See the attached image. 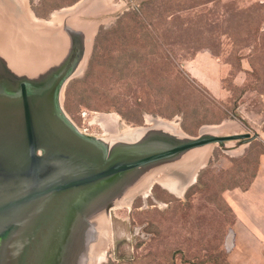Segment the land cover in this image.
I'll use <instances>...</instances> for the list:
<instances>
[{
  "label": "rangeland",
  "instance_id": "obj_1",
  "mask_svg": "<svg viewBox=\"0 0 264 264\" xmlns=\"http://www.w3.org/2000/svg\"><path fill=\"white\" fill-rule=\"evenodd\" d=\"M51 19L49 29L37 24ZM6 21L18 42L4 79L18 78L5 84L18 91L24 82L14 72L26 41L24 57L43 59L59 37L52 78L71 69L60 105L91 140L112 142L156 120L173 122L185 141L256 136L181 152L98 190L116 188L122 202L95 213V227L104 223L107 232L90 264H231L235 219L227 195L249 185L264 154V0H0ZM23 32L31 34L25 42ZM109 115L118 118L116 132L102 125ZM199 150L208 151L202 160L186 161Z\"/></svg>",
  "mask_w": 264,
  "mask_h": 264
},
{
  "label": "water",
  "instance_id": "obj_2",
  "mask_svg": "<svg viewBox=\"0 0 264 264\" xmlns=\"http://www.w3.org/2000/svg\"><path fill=\"white\" fill-rule=\"evenodd\" d=\"M69 68L41 88L27 79L18 82L12 99L0 94V264L89 263V219L100 202L86 190L187 150L256 139L248 133L204 135L176 146L121 149L109 156L63 112L59 87Z\"/></svg>",
  "mask_w": 264,
  "mask_h": 264
},
{
  "label": "crops",
  "instance_id": "obj_3",
  "mask_svg": "<svg viewBox=\"0 0 264 264\" xmlns=\"http://www.w3.org/2000/svg\"><path fill=\"white\" fill-rule=\"evenodd\" d=\"M56 21L58 22L59 19ZM9 24L8 21H6L4 25H1L0 23V35L2 34L0 36V94H4L6 97L9 95L11 96L14 93L11 89L7 88L8 85L5 83L9 81L14 83L16 78H18L13 77V80L11 78L4 79V73H12V70H10V64H13L14 66V63L16 62L13 51V45L15 44L10 45L8 43L10 39L8 30H10V28L14 30V27H10ZM1 26H3L5 30ZM23 36L24 39H28L31 34L23 32ZM51 39L53 45L48 48L45 47L46 54L43 56L44 58L38 59V70L42 71V69H44L41 78L34 80L32 75V61H30L29 58L18 57V59L21 60L19 61L22 62V65L20 67V72L17 73L16 70L14 74H22L23 76L21 78L23 80L27 79V82H29L32 87L37 83H47L52 76L51 74L59 65V37H51ZM29 44L30 43L26 42L24 45L25 48L22 49V55H25L26 49L29 48ZM78 47L79 46L76 47L75 52H78L76 54H79ZM2 54H6L8 59H2ZM5 63H8L10 66L8 65L7 68H4ZM46 66L48 67L46 68ZM11 92L12 94H10ZM227 202L233 211L235 219L232 227L233 246L229 252L230 263L264 264V154H261L258 157L257 167L248 187L245 189L238 188L229 191Z\"/></svg>",
  "mask_w": 264,
  "mask_h": 264
},
{
  "label": "bare ground",
  "instance_id": "obj_4",
  "mask_svg": "<svg viewBox=\"0 0 264 264\" xmlns=\"http://www.w3.org/2000/svg\"><path fill=\"white\" fill-rule=\"evenodd\" d=\"M54 22H55V20L51 19L50 21H39V22H37V24H42V25H44V27L49 29L50 27L53 26ZM68 29H69V27H68ZM8 33L10 35V39H9L8 43L10 45L11 44L16 45L18 40H16V34L17 33L15 32V29L13 30L12 28H10V30H8ZM30 37H28V38H30ZM19 38L20 39L22 38V41L26 40V39H24L23 35L19 36ZM36 42H38V41H36ZM70 43H72V42H70ZM77 46H79V44L71 46V47H73V50H75V48ZM22 47H23V49L25 48L24 44ZM24 56L25 55H23L22 57H24ZM33 56H32L33 57L32 58L30 55V57H31L30 61H32V63H31V65L33 67L32 68V72H33L32 75H33V78L35 80V79L41 78L42 74L38 70V67H39L38 59L39 58H36L37 57L36 55H33ZM47 67L48 66H46V68ZM16 82L17 81H15L14 83L16 84ZM45 84H47V83H37L36 85L33 86V88H39V87L41 88V87L45 86ZM6 98L12 99V95L11 96L9 95ZM102 120H103L102 121L103 126L107 123L106 125H108L110 128H114L111 130L116 132V128L118 129V124H119L118 118L116 116L112 117L109 115V117H106ZM211 132L214 134L218 131L215 129H212ZM92 141L103 146L106 149L107 154L110 156L113 153H115L116 151L121 150V149L142 148L144 150H152V149H156L157 147H166V146H169L171 144L181 143V142L185 141V139L181 136L180 133L177 132V127L175 126V124L173 122H165V121L156 120L155 122L150 123V125L147 128L137 127L134 129H126L120 134L118 139H115L112 142L111 141L106 142L105 139H102V138H96ZM207 152L208 151H206V150H199L195 154H191V156H189L186 159V161L189 159L190 160L195 159L196 161L202 160L203 157L206 156ZM185 156L187 157L188 155H185ZM124 177H132L133 179L139 178L138 176L135 177V176H131L130 174L124 175L123 178ZM114 189H116V188H114ZM114 189H112L110 193L108 191L106 194H100V193H98V191L93 192V195L94 194L97 195L96 196L97 199H95L94 201L98 200L100 202L99 211H101V212L105 211L107 208H109L110 205H115V204L122 202V199L120 197L121 194L119 193L120 191H117ZM127 190L128 189H126V190L124 189V193ZM99 211H97V212H99ZM95 217H96V215L94 214V219H93V217H91L89 219L90 225H91V232H88V236L86 239V250H87V253L89 255L88 256L89 257V263L81 262L80 264H90V261L92 259H94L93 256H94L96 250L100 249V247L103 245L102 237H103V231L105 230V228H104L105 226H104V223H100L99 226L95 227L96 225H98V219H96ZM99 221H101V219Z\"/></svg>",
  "mask_w": 264,
  "mask_h": 264
},
{
  "label": "flooded vegetation",
  "instance_id": "obj_5",
  "mask_svg": "<svg viewBox=\"0 0 264 264\" xmlns=\"http://www.w3.org/2000/svg\"><path fill=\"white\" fill-rule=\"evenodd\" d=\"M61 115V114H60ZM64 119V118H63ZM100 187H101V184L100 185H97V186H95L94 188H92V189H89V191H91L92 193L93 192H97L99 189H100ZM71 219H73V218H71Z\"/></svg>",
  "mask_w": 264,
  "mask_h": 264
},
{
  "label": "trees",
  "instance_id": "obj_6",
  "mask_svg": "<svg viewBox=\"0 0 264 264\" xmlns=\"http://www.w3.org/2000/svg\"><path fill=\"white\" fill-rule=\"evenodd\" d=\"M249 184H250V183H249ZM247 187H248V186H247ZM247 187H246V188H247ZM244 189H245V188H244Z\"/></svg>",
  "mask_w": 264,
  "mask_h": 264
}]
</instances>
